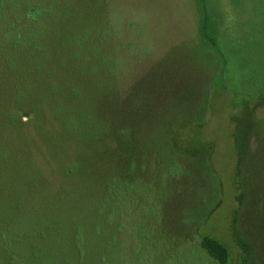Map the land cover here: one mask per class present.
<instances>
[{
    "label": "rangeland",
    "instance_id": "rangeland-1",
    "mask_svg": "<svg viewBox=\"0 0 264 264\" xmlns=\"http://www.w3.org/2000/svg\"><path fill=\"white\" fill-rule=\"evenodd\" d=\"M9 1L6 17L55 0ZM208 3L221 54L198 32L195 0H70L92 32L82 53L51 59V77L45 57L1 77L0 177L45 264H219L205 235L229 264H264V0ZM18 96L33 111L8 124ZM49 219L81 226V248L71 231L40 229ZM25 247L0 245V264H18Z\"/></svg>",
    "mask_w": 264,
    "mask_h": 264
},
{
    "label": "trees",
    "instance_id": "trees-1",
    "mask_svg": "<svg viewBox=\"0 0 264 264\" xmlns=\"http://www.w3.org/2000/svg\"><path fill=\"white\" fill-rule=\"evenodd\" d=\"M68 1L70 0L62 1V4H64V7L61 6L62 8H56L59 0L52 1L42 8H38V6L29 8L25 11L24 15L15 14L14 12L9 11L6 17L2 11L0 12L1 21L4 19L5 22L11 24V30L2 31L0 28V78L2 76L10 75L9 72L11 71L12 64L20 62L23 58L35 60L42 57H45L48 62V76L51 77V75L55 74V70L61 68V65L56 68L51 67L52 65L49 63L51 59L54 64H58L59 58L63 59L68 56L73 59L79 52L82 53L84 50L82 46L84 42L82 43V40L88 39L90 35H92V32L85 28H79L75 21L77 14L71 10V7L65 5ZM9 3L11 6L12 0H10ZM195 4L196 10L199 14L198 32L200 36L208 41L213 47L217 48L221 54L217 38L218 28L211 17L208 0H195ZM59 9L63 11L60 13L62 14V16H60L62 17L60 22L58 21L59 17L57 15L59 14ZM21 19L22 21H25V23H22ZM19 21L21 22V25H19ZM1 82L2 78L0 79V87L2 86ZM67 85L69 86L70 83ZM69 92L71 97H73V85L69 87ZM14 102L16 110L14 111V116H11L8 120V124L12 122V124L22 125L19 121L20 112L23 110L29 112L33 110L26 106V103L21 96L14 98ZM6 119L7 116L5 115V120ZM241 150L240 146L237 147L240 157H244ZM71 175L72 170L70 168L62 175L63 182L59 188L62 189L61 195L63 196L70 193V191L65 189V183L71 181ZM108 187L110 197L116 200L122 196L120 182L112 183V185L110 184ZM8 190L9 187H7L5 180H2L0 177V204L5 200V204H2L3 210H1L0 213V245H3L5 249L9 250L10 248L12 249L13 242L14 245L16 243L17 246L18 244L22 246L24 243L26 246L25 248H27L28 256L26 257L23 253L20 254L14 251V260H18L19 256L21 262L19 260L18 264H21L23 261L26 262V264H45L44 259L48 257V254L37 244H34L31 241L30 243L26 242V238H29L30 235L27 236L26 233L22 231L23 224L17 220L19 219L18 214L22 209L23 203L21 202L16 206L14 202L15 200L7 198L10 196L9 194L12 193ZM50 221L51 219L47 221L45 220V223L40 229L44 227L51 228V230L48 231L50 234L57 233L62 236V238H65V230L69 232L71 231L70 233L72 234V237L70 239L71 241L68 242V245L73 248H81V244L84 242V230L81 229V226L79 227L77 224H67V227L62 229L57 228V226L55 224L53 225ZM40 229L38 228L37 230ZM75 233H77V235ZM74 234L75 236L73 238ZM36 235L38 241L44 238V233L39 234L38 232ZM23 240H25V242ZM200 246L210 258L219 264H229V249L221 241L205 235L200 240ZM22 250H24V248H22ZM23 257H25V260H23Z\"/></svg>",
    "mask_w": 264,
    "mask_h": 264
}]
</instances>
